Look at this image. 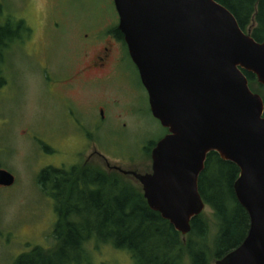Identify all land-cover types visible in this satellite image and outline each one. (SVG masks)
Returning <instances> with one entry per match:
<instances>
[{"label":"water","instance_id":"obj_1","mask_svg":"<svg viewBox=\"0 0 264 264\" xmlns=\"http://www.w3.org/2000/svg\"><path fill=\"white\" fill-rule=\"evenodd\" d=\"M118 28L145 87L151 114L168 130L150 172L118 169L142 186L148 206L186 235L205 209L198 188L209 153L235 163L233 188L250 224L242 243L214 264H264V41L216 0H113ZM15 178L0 169V186Z\"/></svg>","mask_w":264,"mask_h":264},{"label":"rangeland","instance_id":"obj_2","mask_svg":"<svg viewBox=\"0 0 264 264\" xmlns=\"http://www.w3.org/2000/svg\"><path fill=\"white\" fill-rule=\"evenodd\" d=\"M0 7L1 23L23 18L37 31L33 44L12 42L0 62V70L5 72L0 78V168L15 178L13 185L0 186V264H15L16 257L31 247L50 250L57 244L53 236L56 202L53 194L40 189L39 174L47 165L62 163L70 167L81 161L76 154L78 147H68L60 154L50 153L51 146L61 149L57 139L63 136L83 142V132L65 115L66 100L58 81L67 70L71 39H80L81 31L115 23L116 10L113 0H0ZM53 20L62 27L55 32L51 31ZM50 60L53 74L44 78L42 71ZM122 65L131 91L123 89L119 93L131 104L107 110L103 124L100 113L96 119L93 109L73 106L90 129L95 131V122L99 120L98 145L110 165L146 173L151 170L148 151L165 135L166 128L151 114L147 91L138 85L137 69L129 59ZM76 99L84 103L85 93L77 94ZM117 114L120 123L127 124L122 136L111 134L113 123L119 122ZM98 166L106 171L101 160ZM118 177L122 182L141 186L133 176ZM203 213L214 223L208 205ZM85 249L91 264H134L127 251L96 238L86 243Z\"/></svg>","mask_w":264,"mask_h":264},{"label":"trees","instance_id":"obj_3","mask_svg":"<svg viewBox=\"0 0 264 264\" xmlns=\"http://www.w3.org/2000/svg\"><path fill=\"white\" fill-rule=\"evenodd\" d=\"M216 1L233 13L244 31L250 30L256 41H264V0ZM2 13L0 7V16ZM11 29L0 21V50L12 41ZM244 73L250 88L264 101V88L256 76ZM239 173L235 163L215 152L208 154L198 188L212 210L214 223L202 212L191 220L190 231L182 237L148 206L141 186L122 182L118 176L124 174L98 168L93 179L69 181L64 193L59 188V170H42L39 183L44 187L52 183L51 188L56 189L53 236L57 244L50 250L36 247L23 253L15 264H91L85 246L92 238L127 251L134 264H212L238 247L249 230V216L233 188Z\"/></svg>","mask_w":264,"mask_h":264},{"label":"flooded vegetation","instance_id":"obj_4","mask_svg":"<svg viewBox=\"0 0 264 264\" xmlns=\"http://www.w3.org/2000/svg\"><path fill=\"white\" fill-rule=\"evenodd\" d=\"M5 24L12 28V41L8 46H6V48H2L0 50V59L2 61L7 55V52L10 50V44L12 42L27 43V45L29 43L33 44V38L37 33L36 29L32 25L28 24L23 18H17L15 21L12 20L10 24L7 23V21L2 23V25ZM118 24L119 17L116 11L115 23H104L100 27L84 33L81 31L79 34L81 36L80 39H71L72 45H70L69 48L70 56L67 62V70L65 75L61 77V80L58 81V87L66 100L67 108L65 115L75 126V128L83 132V142L80 143L75 138L66 140L67 138L62 136L61 138L57 139L61 149L51 146L49 147V152L53 154H60L66 152V148L68 147L72 149L78 147L79 149L76 151V154L77 157L81 159V161L71 165L70 167L59 163L58 166L47 165L42 169L46 170L52 168L59 170V188H61L60 190L62 192L66 191V185L69 181H81L85 177H90V179H93V175L97 174L98 172L99 160H101L104 165L103 169L108 173L114 171L121 173V171L118 169L119 166L109 164L106 153H104V151L98 145L99 137L97 133H99L100 128L99 120L95 122V133L93 129L88 127L87 123L74 108V106L80 105L82 106L81 109H93L96 112V119H99L98 113H100V119L103 124L105 121H107V116L105 115L107 110L117 107L119 104H131L128 103L127 97L129 96H126L127 99L125 100L120 95L123 89H130L131 91V82H128L127 77L125 78L127 73L124 70L122 64L129 59L136 69L137 67L129 55L128 47L124 40V35L119 30ZM60 27L61 25L59 21L53 20L51 24V31L55 32L59 30ZM70 34L74 35L73 32ZM47 64L48 66H45L44 70L42 71L44 78H50L53 74L51 68L53 64L51 63V60ZM4 73V71L0 70L1 79H3L2 76ZM138 76L139 83H136H138L140 88L143 86V84L139 72ZM81 93H85L86 101L84 103L79 102L78 99H76L77 94L79 95ZM121 100H123V103ZM124 101H126V103ZM118 115L119 114L116 116V120L119 122L113 123V127L111 129V134L113 136H122L125 131H127L126 122L120 123L121 120ZM64 133H67V131ZM167 133L168 130L166 129L165 135ZM157 142L158 141H156L150 147L148 153L151 167V151ZM81 144H83L82 147ZM63 145L65 148L62 147ZM68 173H70V176H68ZM38 185L41 190L46 192V194H53L54 197V192H56V189L51 188L52 183H47L48 187H44L42 184ZM53 200L56 202L55 198H53ZM36 247L39 246L31 247L30 250L20 253L16 257V260L23 253L31 252ZM41 248L45 249L47 247Z\"/></svg>","mask_w":264,"mask_h":264}]
</instances>
